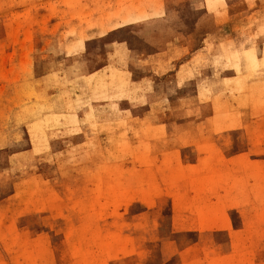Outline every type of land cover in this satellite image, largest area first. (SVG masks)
<instances>
[{
  "label": "rangeland",
  "instance_id": "374dc122",
  "mask_svg": "<svg viewBox=\"0 0 264 264\" xmlns=\"http://www.w3.org/2000/svg\"><path fill=\"white\" fill-rule=\"evenodd\" d=\"M263 36L264 0H0V264H264Z\"/></svg>",
  "mask_w": 264,
  "mask_h": 264
},
{
  "label": "crops",
  "instance_id": "0c3cea01",
  "mask_svg": "<svg viewBox=\"0 0 264 264\" xmlns=\"http://www.w3.org/2000/svg\"><path fill=\"white\" fill-rule=\"evenodd\" d=\"M215 17H216V16H215ZM209 32H210V30L207 31L208 34H206L207 37H208L207 40H210L211 37H212V35L215 34V33H217L218 31L215 29V30H211L210 33H209ZM261 37H262V36H259L258 39H260ZM263 37H264V36H263ZM262 43H264V40H261V44H262ZM258 58L261 59V56H259Z\"/></svg>",
  "mask_w": 264,
  "mask_h": 264
},
{
  "label": "bare ground",
  "instance_id": "6f19581e",
  "mask_svg": "<svg viewBox=\"0 0 264 264\" xmlns=\"http://www.w3.org/2000/svg\"><path fill=\"white\" fill-rule=\"evenodd\" d=\"M55 64V63H54ZM56 65V64H55ZM99 107V106H98ZM22 136V135H21ZM83 140V139H82ZM48 142V141H47ZM31 157V156H30Z\"/></svg>",
  "mask_w": 264,
  "mask_h": 264
}]
</instances>
